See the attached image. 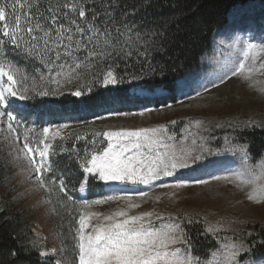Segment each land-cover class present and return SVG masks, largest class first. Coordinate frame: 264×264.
Masks as SVG:
<instances>
[{
  "label": "snow or ice",
  "instance_id": "obj_1",
  "mask_svg": "<svg viewBox=\"0 0 264 264\" xmlns=\"http://www.w3.org/2000/svg\"><path fill=\"white\" fill-rule=\"evenodd\" d=\"M135 12V8L129 11L122 6L121 0H92L91 3L89 0H0V123L6 125L15 141L20 140L19 129L26 126V122L19 117L21 108L34 110L38 105L33 104V100L55 98L73 81L77 84L70 95L80 98L90 94L94 85H80L79 81L87 79V70L103 61L108 62L106 67L109 70L96 77V80L104 87L123 83L126 77L133 81L138 78L136 74L118 75L111 70L119 67L118 61L141 64L153 78H163L166 74L165 64L154 63L153 55H166L178 42L179 32L169 31L167 21L161 25L142 27L128 19ZM4 47L26 57L38 58L46 71L48 84L54 87L39 90L34 86L26 87L24 82L28 79L27 75H22L18 81V65L9 60L8 52L2 51ZM262 54L264 45L246 44L242 59L230 73L225 72L218 79L201 84V90L207 92L209 87H218L229 75L248 78L256 69V60ZM249 59L252 64L246 68ZM260 67L264 68V63ZM174 87H182V82H175ZM196 95H200V90L196 91ZM189 98L192 97L189 95ZM18 102L28 103L21 105ZM145 110L153 111L151 108ZM36 123L41 124V139L36 147L31 146L28 132L35 129L28 125L22 151L34 166L35 178L40 186L51 191L43 179V172L48 170L47 158L53 149L52 141L57 137L63 140L61 130L68 129L70 125L50 122L44 126L43 121ZM95 135L107 140L102 150L84 155L75 153L83 173L79 191L89 190L91 183H103L111 191L96 199L82 198L80 206L83 209L119 200L127 201L128 205L127 209L103 216L102 221L95 224L91 221L94 218L100 219V213L81 212L75 237L78 241V264H241L237 259L239 254L251 251V245L243 240H233L217 247L202 262L187 247L181 217L165 218L157 214L155 219L161 223L154 224L152 212L130 215L129 210L139 208L140 205L133 203L131 196L119 194L127 192V189L112 188L113 185L129 184L151 186L164 177L174 176L177 170L191 169L194 173L202 171L201 166L214 154L205 137L197 133L199 142L194 137L191 140L192 147H186L187 138L176 141L174 136L168 134L166 127L106 131ZM176 143H181L179 149ZM228 143L230 147L227 151L239 152L245 166L228 175L214 174L212 179L252 186L248 199L264 201V159L256 164L247 163L250 160L247 147L231 141ZM52 183L67 198L64 181L61 179L58 184L55 181ZM208 183V179L200 176L178 181L175 185L164 183L160 186L184 187ZM139 195L143 197L148 193L141 191ZM218 230V226H209L207 229L212 233ZM249 264H256V260H250ZM260 264H264V258H261Z\"/></svg>",
  "mask_w": 264,
  "mask_h": 264
},
{
  "label": "rangeland",
  "instance_id": "obj_2",
  "mask_svg": "<svg viewBox=\"0 0 264 264\" xmlns=\"http://www.w3.org/2000/svg\"><path fill=\"white\" fill-rule=\"evenodd\" d=\"M249 24L253 32H248V30L230 32L226 28L218 34L212 48L202 58L201 69L192 71L179 80L182 82V87L172 103H170V96L163 101L156 98L148 100L140 98L134 103L138 104L137 109L123 105L106 111L101 116L104 117L103 119H95L94 115H90L89 121L83 125H73L65 121L64 123H68L70 127L61 130V135L66 136L71 130L92 124L102 125L107 131L166 127L168 134L174 136L176 141L187 138L184 146L192 147L191 140L194 137L199 142L197 133L205 137L207 145H210L208 136L215 130L227 128L230 129L229 135H231L234 131L247 126H264V68L260 67L261 63H264V54L256 60V69L248 78L243 75L240 77L227 76L224 82H229V87L224 86L222 89H216V87L207 92L200 88L201 84L218 79L225 72L230 73V70L242 59L246 44L264 45V20L257 19ZM251 64L252 60L249 59L246 68ZM197 90H200V95H196ZM189 95L192 98H189ZM143 96L144 94L141 97ZM150 102L151 105L148 104ZM164 102L166 105L161 106ZM148 108L153 111H146L145 109ZM113 113L132 114L114 115ZM174 125L177 127L173 128V131L177 129L176 134L169 132V127H174ZM207 129L211 131H206ZM31 136V140H34L35 136ZM226 136H223L221 149L210 145L214 154L207 158L200 172L194 173L191 169L177 170L174 176L164 177L151 186L129 184L113 185L112 188L127 189V192H119V194L131 196L132 202L140 205L139 208L129 210L130 215L152 212L154 213L152 218L154 224L161 223L155 219L157 214L165 218L182 216L196 218L206 224L207 229L209 226H218V231L209 233L220 236L221 246L233 240L239 241L244 231L251 232L253 226L264 227V201L248 199V195L252 193V186H239L235 182L212 179L214 174L228 175L240 171L245 166V161L239 152L227 151L230 145L227 144ZM19 142L13 139V135L8 133L6 125L2 123L0 153L5 151L8 156H11L10 162L15 173V183L25 198L21 208L31 215L34 223L33 231L45 246L44 254L53 257L57 264H69L64 257L65 248L56 214L45 198L44 187H41L35 178L34 166L22 151L23 143ZM175 146L179 149L181 143H176ZM213 159L216 161L209 165L208 162ZM200 176L208 179L209 183L184 187L160 186L164 183L175 185L178 181L191 180ZM105 187L106 193L111 191L108 185ZM141 191H146L148 195L141 197L139 195ZM80 193L82 198H85L86 191ZM127 205V201L119 200L102 205H91L83 208V212L100 213V219L94 218L91 221L95 224L101 222L103 216L120 209H127ZM245 252H241L237 259L239 260ZM250 260L252 259L245 258L239 261L241 264H249ZM255 260L256 264H260L261 258Z\"/></svg>",
  "mask_w": 264,
  "mask_h": 264
},
{
  "label": "trees",
  "instance_id": "obj_3",
  "mask_svg": "<svg viewBox=\"0 0 264 264\" xmlns=\"http://www.w3.org/2000/svg\"><path fill=\"white\" fill-rule=\"evenodd\" d=\"M255 1L264 3V0H121L122 6L127 10L136 9L135 15L129 16L128 19L138 25L147 27L161 25L167 21L169 31L179 32L178 42L166 55H153L154 63L165 64L166 74L163 78H153L147 68L142 67L141 64L118 61L119 67L111 70L118 75L136 74L138 78L133 81L126 77L123 83L114 87H104L96 80V77L109 70L106 67L108 62L103 61L87 70V79L79 81L80 85H94L90 94L80 98L70 95V91L74 90L77 84L73 81L72 85L66 86L62 94L55 98L33 100L32 103L38 105L34 110L20 109L19 117L26 122V126L19 129L20 139H24L28 125L35 129L28 132L29 140L32 138L31 132L40 136L41 124L36 121L44 122L47 119L59 123L63 119L77 118L72 122H84L90 114L97 116L100 112L116 107V102L128 98V92L132 88L151 92L159 89L174 90V83L185 72L200 64L201 57L210 46L213 34L225 25L227 16L234 7ZM91 2L92 0H89V3ZM2 51H7L9 60L18 65L19 73L16 76L18 81L22 75H27L28 79L24 82L26 87L34 86L37 90L54 87L48 84L46 71L38 58L26 57L8 47H4ZM36 77L43 78L36 79ZM103 132L105 130L100 126L72 131L63 140L58 139L53 143V149L48 157L51 168L45 177V184L51 191L47 190L46 198L54 206L66 254L72 262H76L79 255L78 241L75 237L82 209L78 190L80 177L83 174L75 153L80 152L84 155L102 150L107 140L95 134ZM224 132L226 131L220 130L219 134ZM239 139L241 143L248 144L254 158L261 156L264 151V129L246 130L239 135ZM219 140L221 141V138ZM220 141L217 140L214 146H219ZM10 158L11 156L5 151H1L0 264H54L52 258L41 254L44 247L33 232L31 215L21 208L25 198L15 184V173ZM61 179L66 185L67 198L64 193L58 192L52 183L55 181L58 184ZM89 182L91 183V178ZM101 190L99 183H91L88 199H95L97 192ZM181 220L188 241L187 247L193 256L204 260L217 249L220 243L219 237L209 234L203 222L188 217H181ZM252 230V235L249 236L247 231H244L241 238L246 244L251 245V254L252 252L264 254V228L253 226Z\"/></svg>",
  "mask_w": 264,
  "mask_h": 264
},
{
  "label": "bare ground",
  "instance_id": "obj_4",
  "mask_svg": "<svg viewBox=\"0 0 264 264\" xmlns=\"http://www.w3.org/2000/svg\"><path fill=\"white\" fill-rule=\"evenodd\" d=\"M228 83L229 82H224V83H222V84H219V86L216 88V89H222L224 86H227V87H229L228 86ZM159 94V93H158ZM160 94H162V92H160ZM4 192V191H3ZM9 201V200H8Z\"/></svg>",
  "mask_w": 264,
  "mask_h": 264
}]
</instances>
